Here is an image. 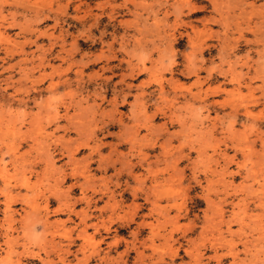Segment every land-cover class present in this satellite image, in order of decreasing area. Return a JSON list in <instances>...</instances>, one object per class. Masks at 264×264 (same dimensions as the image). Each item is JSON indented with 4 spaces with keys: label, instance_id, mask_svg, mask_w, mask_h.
Returning a JSON list of instances; mask_svg holds the SVG:
<instances>
[{
    "label": "rangeland",
    "instance_id": "obj_1",
    "mask_svg": "<svg viewBox=\"0 0 264 264\" xmlns=\"http://www.w3.org/2000/svg\"><path fill=\"white\" fill-rule=\"evenodd\" d=\"M0 264H264V0H0Z\"/></svg>",
    "mask_w": 264,
    "mask_h": 264
}]
</instances>
